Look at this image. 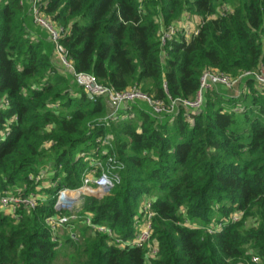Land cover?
<instances>
[{
  "label": "trees",
  "instance_id": "trees-1",
  "mask_svg": "<svg viewBox=\"0 0 264 264\" xmlns=\"http://www.w3.org/2000/svg\"><path fill=\"white\" fill-rule=\"evenodd\" d=\"M44 3L64 29L60 44L75 70L114 91L139 86L167 103L193 100L206 71L236 77L264 65V0ZM188 14L202 19L199 34L162 47L161 25ZM29 18L19 0H0V104L10 101L0 108V132L17 117L0 145V191H34L30 176L46 169L60 179L57 190L79 188L86 163L77 156L100 136L114 137L112 151L125 170L107 195L85 197L81 219L57 243L45 222L59 214L55 199L30 214L22 210L18 220L0 213V264H248L251 253L264 264V95L254 82L238 96L216 87L201 110L180 106L175 117L154 116L136 103L133 118L103 127L105 100L91 101L58 68L50 36ZM144 198L155 212V259L147 249L114 246L85 223L89 215L131 239Z\"/></svg>",
  "mask_w": 264,
  "mask_h": 264
},
{
  "label": "built area",
  "instance_id": "built-area-1",
  "mask_svg": "<svg viewBox=\"0 0 264 264\" xmlns=\"http://www.w3.org/2000/svg\"><path fill=\"white\" fill-rule=\"evenodd\" d=\"M142 2L146 0H141ZM21 6L29 7V13L34 24L46 31L52 43L55 46L56 55L64 68L71 75L75 84H77L87 94L88 98L97 102L104 99L107 104V114L100 121V126L110 127L112 124H120L134 117L131 113L132 105L139 102L149 104L154 116H177L180 106L191 111H199L205 103V94L214 90L218 86L233 89L241 83L253 81L255 89L259 94L264 95V65L256 71H244L236 77L219 72L218 70L206 71L202 77L200 91L193 100H172L170 103L159 100L145 93L141 87L134 86L125 91H114L109 87L100 84L96 78L87 73H78L74 64L68 58L66 49L60 44L61 35L64 29L57 26L43 11L44 0H19ZM203 22L201 21L196 29L191 25L180 23L172 25L162 32V47H166L168 42L175 37H184L186 41L197 36ZM167 91V90H166ZM245 91H248L247 87ZM90 96V97H89ZM10 101L5 98L0 104L1 109H8ZM59 109V104L52 106ZM187 119L191 121L188 115ZM17 121V117L10 119L0 132V145L11 134V126ZM51 128V126H49ZM114 137L112 135L100 136L95 142V147L91 151H82L77 159H83L86 163V169L82 176V184L77 189L62 188L57 190L58 180H52L51 174L54 173L48 169L41 171L39 174L31 175L29 180L35 185L34 191H29L26 186L14 188L11 191H0V213L18 220L20 212L26 211L28 214L35 211L40 205L47 201L55 199V209L59 212L56 216L47 217L45 222L52 233V240L58 242L60 229H67L71 223L81 219L79 214L85 197L102 198L121 182V173L125 170V165L118 160L113 153ZM56 190V194H52ZM50 194L54 197H50ZM52 198V199H51ZM155 212L153 210V201L144 200L140 205L139 215L135 219V235L133 238L123 240L112 229L96 225L92 217H85L86 225L93 231L107 235L111 244L118 248L135 247L147 249V257L155 259L158 254V246L153 244V219ZM240 215L231 217L232 222H238ZM195 227V226H194ZM222 230V226H216ZM212 234L214 227L209 229ZM248 264H261L259 256L251 253V262Z\"/></svg>",
  "mask_w": 264,
  "mask_h": 264
},
{
  "label": "crops",
  "instance_id": "crops-1",
  "mask_svg": "<svg viewBox=\"0 0 264 264\" xmlns=\"http://www.w3.org/2000/svg\"><path fill=\"white\" fill-rule=\"evenodd\" d=\"M202 21V19L198 16H193V15H186L184 16V18L182 19V21H178L176 23H174L173 25H179L180 23H186V24H189L191 25V28L192 29H196L200 22ZM34 23V22H33ZM31 26L34 28L35 25L34 24H31ZM172 26V25H171ZM170 27V26H169ZM168 27H166L164 24L161 25V30L162 32L165 31ZM46 32V31H45ZM46 34L49 36V34L46 32ZM50 38V37H49ZM50 42H51V45L53 46V49H52V56H53V60H54V63L58 66V68L64 70V68L62 67L57 55H56V52H55V46L54 44L52 43L51 39H50ZM69 75V74H68ZM71 76V75H70ZM219 87V90H224L223 92H225L226 94H229V95H235L238 96L240 95L241 93H246L247 91H245L246 87H247V84L246 83H241L239 85H237L235 88L233 89H227L226 87H223V86H218ZM254 88L255 85H254ZM248 89V87H247ZM140 105V104H139ZM141 106V105H140ZM142 107V106H141ZM146 111H149L151 112V109H145ZM152 113V112H151Z\"/></svg>",
  "mask_w": 264,
  "mask_h": 264
},
{
  "label": "rangeland",
  "instance_id": "rangeland-1",
  "mask_svg": "<svg viewBox=\"0 0 264 264\" xmlns=\"http://www.w3.org/2000/svg\"><path fill=\"white\" fill-rule=\"evenodd\" d=\"M31 20H32V17H31V19H30V18L28 19V23H29V25H31ZM48 51H49V49H48ZM49 53H51V51H49ZM139 104H140L144 109H151L150 106H149V104H147V103H145V102H139ZM51 192H53L52 194H55L56 191H55V190H52ZM52 194H50L49 198L52 196ZM54 196H55V195H54ZM54 196H52V197H54ZM51 199H52V198H51ZM144 200H149V198H144V199H142V202H143ZM64 230H65V229H60L58 235L62 236L63 233H64ZM75 235H77V238H79L77 232L75 233Z\"/></svg>",
  "mask_w": 264,
  "mask_h": 264
},
{
  "label": "water",
  "instance_id": "water-1",
  "mask_svg": "<svg viewBox=\"0 0 264 264\" xmlns=\"http://www.w3.org/2000/svg\"><path fill=\"white\" fill-rule=\"evenodd\" d=\"M90 97V96H89Z\"/></svg>",
  "mask_w": 264,
  "mask_h": 264
}]
</instances>
